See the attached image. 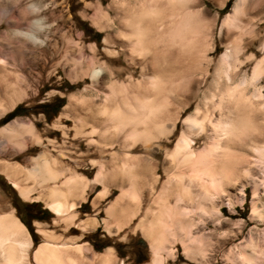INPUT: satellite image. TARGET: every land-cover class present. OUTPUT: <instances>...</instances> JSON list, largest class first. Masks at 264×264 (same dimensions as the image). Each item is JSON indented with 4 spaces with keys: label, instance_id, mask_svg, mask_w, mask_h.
Masks as SVG:
<instances>
[{
    "label": "rangeland",
    "instance_id": "rangeland-1",
    "mask_svg": "<svg viewBox=\"0 0 264 264\" xmlns=\"http://www.w3.org/2000/svg\"><path fill=\"white\" fill-rule=\"evenodd\" d=\"M130 22L148 31L145 56L128 42ZM256 67L260 74L253 76ZM7 82L19 93L13 104ZM120 85L127 99L164 106L154 119L163 130L149 129L150 150L143 140L120 142L122 133L111 136L96 114V107L119 103ZM225 87L252 100L256 131L230 144L242 160L223 192L186 200L163 184L166 153L182 136L194 151L207 146L211 128L190 129L188 118L223 114L214 106ZM88 108L94 117H87ZM85 117L88 125L81 126ZM8 124L31 127L33 134L14 141L0 135V165L28 169L43 153L62 174L39 187L20 182L34 189L25 200L0 172V214L12 212L25 227L28 258L43 243L42 230L57 247L83 246V254L74 255L78 264L107 249L111 264H153L137 226L144 215L147 221L164 216L167 202L177 204L179 220L173 228L148 227L162 234L154 264H264V0H0V132ZM101 164L106 183H93ZM118 168L132 178L119 176ZM71 175L91 184L62 218L47 207V193Z\"/></svg>",
    "mask_w": 264,
    "mask_h": 264
},
{
    "label": "bare ground",
    "instance_id": "bare-ground-1",
    "mask_svg": "<svg viewBox=\"0 0 264 264\" xmlns=\"http://www.w3.org/2000/svg\"><path fill=\"white\" fill-rule=\"evenodd\" d=\"M239 2H241V0H239ZM237 6L239 5L237 4L236 7ZM146 12L143 14L144 16L145 14H150ZM184 25H186V23H184ZM129 26H131L132 29L130 37H128L129 35H127L129 44L131 45V47H134L139 55L145 56V54L148 53L149 49L147 48V46L150 43L148 42L150 39L147 38L148 33H146L147 36L145 35V31H148L142 28L137 23L131 24L130 22ZM178 26L181 27V25ZM23 35L28 39H34L33 34L31 33H25ZM175 35L177 36V34H174L173 37H176ZM259 72L260 68L256 67L253 71V76L258 75ZM93 75L95 77L97 73L93 72ZM121 87L122 85H120L119 88L121 89ZM112 88L113 87L110 88V96L113 94ZM241 90H236L232 87H225L221 89V92L219 90L220 93H218V99L215 103L214 108L217 110H221L223 114H220L217 119L211 120L208 119V117L203 116L200 121H197L194 118L190 120L188 118L190 129L194 126H199V128L203 131L204 129L206 130V125L211 128L212 134L208 138L209 141L206 147H204L200 151H194L189 146L190 142L187 140V138L185 139V137L182 136L175 145V148L171 152L166 153V157L169 158L170 163L167 167L163 168L165 176V181L163 182V184L165 186L169 184L173 185V188H176L177 192L179 191L180 195L182 194L183 198L191 200V198H193L194 196L195 198L196 196L200 195L206 197L209 195V193L219 195L221 192H223V188L226 184L234 181L237 174V166L241 162L242 158H239V156L238 158L235 157V153L234 151L232 152L230 144L233 140L243 139L244 137H246V135L255 133L256 131V126H254L255 124H252L253 122L251 123L252 119H250V113L253 114L256 108L253 107L254 103H251L252 100L250 99V101L248 97H245ZM120 92L122 93V89L117 90V92L114 93L118 95ZM5 93L6 95H8V99L12 104L18 101L19 93L15 91L14 84L7 82ZM108 98L110 99V97ZM154 102L151 99L147 100L138 97L127 99L124 96H121L119 103H115L112 106H107V104H104L101 107H96V114L101 118V122H104L108 125L106 128V132H109L111 136L115 137L117 136V134L118 136H120L119 134L122 133V137H120V142L122 143H125L130 138L133 141L143 140L145 142L144 148L147 151L150 150L147 143L150 140V126L158 131L163 130L162 126L159 124L160 121H158L157 119L154 120L155 115L158 113L162 104H157ZM87 110H89V108ZM160 110H164V106L163 109ZM88 112L89 114L87 115L89 116L87 117H94L93 113L90 110ZM87 117L83 118L86 121H83L81 123V126L88 125L86 123L88 120ZM127 128L129 129L128 131ZM103 133L104 134H102L101 137H104V135L106 134L105 132ZM109 133L107 134L109 135ZM24 134L32 135L33 132L31 127H25L22 125L13 127L8 124L0 132V135L6 137L9 141H14ZM35 139L38 140L37 137H35ZM121 148L124 149L125 147L121 145ZM113 158H115L114 155H112L111 159ZM124 158L127 157L125 156ZM125 161H127V159ZM136 162H138V160ZM102 165L103 164L99 165V170L94 180L92 181L93 183L103 182L105 180L104 178L107 173H105L106 171L103 170ZM136 167L139 168L140 164L137 163ZM0 172L5 175L6 179L12 182L19 195L25 200L30 198V194L34 189L32 190L33 187L31 188L27 186H20V182L32 181L33 184H36L39 187L48 182L55 183L62 176L61 172L55 169V167L43 155V153L38 159L32 160V165L28 169L22 168L20 165H9L6 163L0 165ZM119 172H121V174L119 173V176L130 177L129 170L127 171V169L123 168ZM153 181L156 182L157 177H154ZM89 184L91 183H88L82 176L71 175L67 177L64 182L60 184V187L53 185V187L48 190V202L46 204L47 207L53 214L61 216L62 218L67 214L70 215L69 212L76 207L75 201L83 202V196ZM164 189H166V187H162L160 191L161 195L164 194ZM105 193H102L100 197H103ZM165 193L167 194L166 190ZM182 202L185 201H183L182 199ZM136 205L138 204L136 203ZM178 209L179 207L176 203H174V205L172 206H169V204L166 202L165 204H163L162 211L160 210V212H162L164 216H162V214H159L151 218L150 221H147L145 219L146 215H144V218L140 220V223L137 226L141 229L144 237L151 245L150 247L152 249H150L152 250L153 264L156 262V257L158 255L159 249L158 246L160 245V242L162 240H160L162 234H159L156 231L152 232V230L150 231L148 227L157 225L159 226L160 223L163 222L164 225H167L169 223L168 227L173 228L174 223L176 224V222L179 220ZM71 218L72 216L65 218V220L69 221ZM106 230L109 231L108 228ZM38 232H40L42 236L41 239H43V243L40 244L34 252H32V257L28 258L26 256V250L29 247L30 241L25 227L12 214V212L0 214V264H78V260L75 259L74 255H82L84 251L83 246L73 245L57 247L51 240V235L42 230H39ZM156 234L159 236L158 239L156 238ZM180 243L183 246V242L180 241ZM111 262L112 250L107 249L103 254L93 256L90 264H111Z\"/></svg>",
    "mask_w": 264,
    "mask_h": 264
},
{
    "label": "trees",
    "instance_id": "trees-1",
    "mask_svg": "<svg viewBox=\"0 0 264 264\" xmlns=\"http://www.w3.org/2000/svg\"><path fill=\"white\" fill-rule=\"evenodd\" d=\"M228 4H229V2L227 3V5H228ZM15 112H16V109L13 110L10 114H8V115L4 118V120L1 122V124H5L8 120H10V119L14 116Z\"/></svg>",
    "mask_w": 264,
    "mask_h": 264
}]
</instances>
